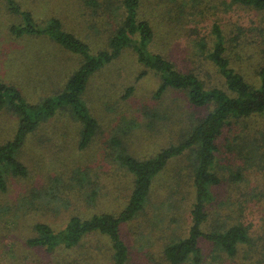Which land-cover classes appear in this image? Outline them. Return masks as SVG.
I'll list each match as a JSON object with an SVG mask.
<instances>
[{
	"label": "rangeland",
	"instance_id": "1",
	"mask_svg": "<svg viewBox=\"0 0 264 264\" xmlns=\"http://www.w3.org/2000/svg\"><path fill=\"white\" fill-rule=\"evenodd\" d=\"M104 1L99 3L104 5ZM183 1L141 0V14L155 31L151 49L180 70L198 73L208 87L223 85L220 73L199 49L200 35L208 32L203 29L201 33L196 23L200 17L193 16V8L181 5ZM213 1L222 9L210 15L216 13L239 25L254 24L253 18L264 23V10L230 6V0ZM213 1L206 0L201 8L211 11L206 7ZM19 2L22 8L17 13L10 10L8 0H0V80L16 86L28 103L41 104L63 91L80 67L81 54L50 34L16 36L11 27L43 25L59 18L64 29L86 42L93 54L107 48L114 27L107 22V12L102 7L94 9L87 0ZM26 11L32 12L33 20L22 15ZM209 21L203 20L202 27L209 28ZM262 29L251 32L249 41L238 48L241 55L231 58L233 67L249 82L258 80V69L264 66ZM144 72L134 49L126 48L90 77L84 99L99 128L86 147L80 146L83 124L73 118L67 104L46 115L28 133L17 155L28 172L10 173L7 190L0 189V264H114L109 239L99 233L87 234L70 249L50 250L32 246L29 240L38 234L35 225L39 222L61 231L73 216L88 218L106 211L118 214L125 208L135 177L120 159L115 162L111 158L113 138L115 148L120 149V141L130 154L151 158L184 140L198 119L213 110V104L193 105L186 90L167 89L158 94L159 75ZM18 126L17 115L0 111V146L14 138ZM254 129L256 137L248 138ZM262 134L264 115L256 114L234 121L218 140L215 167L221 180L211 187L214 199L207 207L204 228L219 231L242 225L248 240L238 244L234 255L201 241L206 264H264V144L259 150L257 141ZM198 150V145L192 146L173 157L153 180L147 206L138 217L123 223L121 232L130 252L127 264H168L164 246L188 233L196 198L193 176ZM79 169L90 173L89 186L70 180ZM92 190L97 191V197L88 202L86 196ZM47 191L55 192L56 198L45 196Z\"/></svg>",
	"mask_w": 264,
	"mask_h": 264
},
{
	"label": "trees",
	"instance_id": "2",
	"mask_svg": "<svg viewBox=\"0 0 264 264\" xmlns=\"http://www.w3.org/2000/svg\"><path fill=\"white\" fill-rule=\"evenodd\" d=\"M205 2L206 0H184L181 5L193 8L191 10L193 16L200 17L196 23L201 33L203 29L208 32L200 35L199 49L218 70L223 82V85L217 84L212 87H208L198 73L193 70H180L172 60L151 49L155 31L149 20L141 14V0H106L104 5L99 3V0H87L94 9L102 7L104 12H107V22L114 27L110 37L108 36L107 48H103L96 54L91 52L90 46L79 36L65 30L59 18L53 17L43 25L29 24L11 27V31L16 36L23 35L25 32L39 36L50 34L60 44L81 54L82 60L79 69L68 79L63 91L46 98L41 104L28 103L16 86L0 80V111L6 109L19 117V126L14 138L0 146V189L2 191L8 188L6 178L10 173L27 174L28 167L18 159V150L23 146L28 133L41 124L46 115L54 113L57 107L61 105L66 107L67 104L72 109L73 118L83 124L80 146L86 147L89 144L99 128V122L87 106L84 92L90 77L110 63L113 58L118 57L126 48L134 49L138 60L145 67L144 73L152 71L159 75L161 84L158 94H162L167 89L186 90L193 105L198 107L214 105L211 112L198 119L184 140L177 145L162 149L151 158L141 159L130 154L119 140L120 149L115 148L114 143L117 141L116 137L113 138L111 158L115 162L120 159L124 168L135 177L134 188L128 196L125 208L118 214L106 211L97 212L88 218L73 216L61 231L55 230L48 223L39 222L35 225L38 234L29 240L32 246H47L50 250L58 247L70 249L78 246L87 234L99 233L109 239L114 264H127L130 261V252L121 232L123 223L138 217L147 206L153 180L165 169L169 161L187 148L197 145L199 159H196L193 176V191L196 198L192 203V220L188 233L184 237L174 239L164 246L168 264H206L201 245V241L204 240L231 255L237 252L240 242L248 240L246 227L242 225L219 231L206 230L204 225L209 217L207 207L214 199L211 187L221 180L215 167L219 138L226 128L233 125L234 121L240 122L256 114L264 115V66L258 69V80L249 82L231 62L232 56L241 55L238 48L249 41L251 32L261 28L264 31V23H260L258 19L255 21L253 18L251 23L254 24L239 25L222 16L217 17L216 13L211 16L210 13L215 9L221 10L222 5L214 1L210 2L206 8H210L211 11H207L201 8ZM8 3L12 12L20 13L22 6L19 0H8ZM189 3L192 6H189ZM229 5H239V7L256 11L264 10V0H230ZM22 15H25L28 20L34 19L30 11ZM206 19L211 20L209 28L202 27V21ZM196 30L199 35L198 27ZM247 127L254 128L248 124ZM254 133H256L255 129L250 130L248 138L256 137ZM261 140H264V134L257 136L259 150L264 144ZM74 179L79 180L84 186L92 182L90 173L81 169L75 171V174L72 173L70 180ZM48 194H52V199L56 198L55 192L47 191L45 196ZM96 197L97 191L94 190L86 196L88 202L94 201Z\"/></svg>",
	"mask_w": 264,
	"mask_h": 264
}]
</instances>
